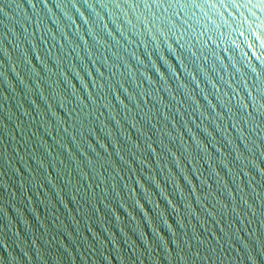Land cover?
Instances as JSON below:
<instances>
[{"label": "water", "instance_id": "95a60500", "mask_svg": "<svg viewBox=\"0 0 264 264\" xmlns=\"http://www.w3.org/2000/svg\"><path fill=\"white\" fill-rule=\"evenodd\" d=\"M0 264H264V0H0Z\"/></svg>", "mask_w": 264, "mask_h": 264}]
</instances>
